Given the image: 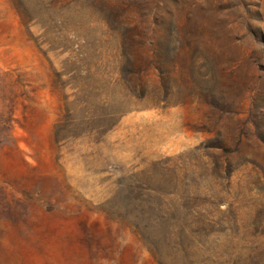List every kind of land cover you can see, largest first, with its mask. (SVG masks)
I'll return each mask as SVG.
<instances>
[{"label":"rangeland","instance_id":"1","mask_svg":"<svg viewBox=\"0 0 264 264\" xmlns=\"http://www.w3.org/2000/svg\"><path fill=\"white\" fill-rule=\"evenodd\" d=\"M0 264H264V0H0Z\"/></svg>","mask_w":264,"mask_h":264}]
</instances>
